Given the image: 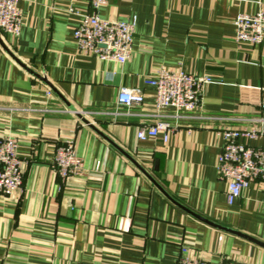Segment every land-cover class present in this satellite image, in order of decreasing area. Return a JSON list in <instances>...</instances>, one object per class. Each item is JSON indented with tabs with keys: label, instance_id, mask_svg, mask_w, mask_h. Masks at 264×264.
Wrapping results in <instances>:
<instances>
[{
	"label": "crops",
	"instance_id": "0c3cea01",
	"mask_svg": "<svg viewBox=\"0 0 264 264\" xmlns=\"http://www.w3.org/2000/svg\"><path fill=\"white\" fill-rule=\"evenodd\" d=\"M19 6L20 34L0 30V136L17 138L23 172L20 188L0 191V264H177L182 246L207 264H264V184L229 204L217 166L218 131L264 119V38L237 42L234 24L264 0H107L102 18H137L123 64L77 50L86 2ZM160 67L211 82L200 109L168 119L167 142L139 140L156 120L145 79ZM122 88L144 95L130 115L77 116L116 109ZM68 142L84 172L64 180L53 161ZM250 143L264 148V136Z\"/></svg>",
	"mask_w": 264,
	"mask_h": 264
},
{
	"label": "built area",
	"instance_id": "2783aa9c",
	"mask_svg": "<svg viewBox=\"0 0 264 264\" xmlns=\"http://www.w3.org/2000/svg\"><path fill=\"white\" fill-rule=\"evenodd\" d=\"M27 0H0V30L18 36L23 25L20 2ZM83 1L89 12L81 15L73 32V40L79 52L93 55L100 60H113L125 63L131 56L133 34L137 22L136 16L126 20H108L102 18L99 10L107 0H70ZM240 1V0H232ZM73 10V9H71ZM237 42L259 44L264 38V9L255 14L241 13L234 20ZM211 82L207 74L195 76L184 70L160 67L153 77L145 79V84L155 90L152 114L156 117L154 124L138 129L137 138L146 140L162 135L164 142L176 132V125L168 119L179 120L184 113L201 108L204 88ZM144 95L141 89L122 88L117 97L114 110H92L81 114L94 118L96 116L118 117L124 114L120 109L126 108L125 114H131V108L142 105ZM174 113H165L167 110ZM78 111H76L77 113ZM80 113V112H79ZM256 125L247 128L220 129L218 134L224 139L223 148L218 156L217 166L220 177L227 184V202L233 204L242 191L252 182L264 184V148L251 145V141L264 136V119H255ZM22 160L18 153V140L11 135L0 136V191L9 193L22 186ZM53 167L59 176L66 180L84 172L83 159L76 153L72 142L56 148ZM264 203V199H263ZM187 248L181 247L177 264H207L203 259L188 256ZM87 264V263H80ZM227 264H256L248 261H231Z\"/></svg>",
	"mask_w": 264,
	"mask_h": 264
},
{
	"label": "water",
	"instance_id": "95a60500",
	"mask_svg": "<svg viewBox=\"0 0 264 264\" xmlns=\"http://www.w3.org/2000/svg\"><path fill=\"white\" fill-rule=\"evenodd\" d=\"M43 79H45V77H44ZM77 116H78V117H79L84 123L90 124V122H89L86 118H84V116H83L81 113L77 112ZM209 223H211L212 225H215V226H217V227L223 228V227L218 226V225H216V224H214V223H212V222H209ZM224 229H225V228H224Z\"/></svg>",
	"mask_w": 264,
	"mask_h": 264
}]
</instances>
